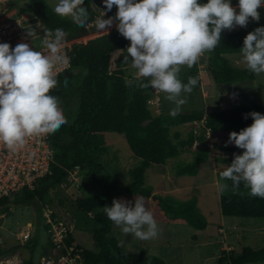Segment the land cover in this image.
<instances>
[{"label":"trees","instance_id":"obj_1","mask_svg":"<svg viewBox=\"0 0 264 264\" xmlns=\"http://www.w3.org/2000/svg\"><path fill=\"white\" fill-rule=\"evenodd\" d=\"M26 1V7L21 11L36 18L40 26L47 29H64L68 32L66 42L86 37L97 30L94 22L98 11L89 0H83L82 5L89 12V22L85 27H78L72 19L58 16L47 0ZM200 2L207 3V0ZM231 3L233 7L238 6V0H231ZM116 12L117 9L113 6L107 16L114 18ZM247 34L246 29L234 32L224 30L220 44L215 50L206 52L217 86L229 88L237 82L255 81L258 78L259 75L249 72L247 68L233 66L224 57L240 54ZM128 46L130 41L115 28L74 44L68 51L70 68L57 76L58 86L50 93L60 98L61 107L68 120L67 124L49 135V142L55 152L50 172L36 182L33 190L25 189L11 197L0 199V212L8 204L34 207L35 224L40 232L43 230L47 233L46 242L41 245L38 254L40 241L36 235L30 236L25 243L30 256L22 264H41L42 258L52 255L55 249L52 233H49L52 225L45 223V213L50 211V193L56 187L67 183L76 171H79L84 180L82 189L104 187L106 192L104 196H85L76 200L80 212L87 216L92 215V224L95 225L93 249H86L81 244L74 245L75 238L68 231L65 237L66 247L60 254L68 255L70 252V257L75 260L73 264H128L123 260L120 241L113 233L114 223L103 210L105 206L111 207L112 201L118 195L113 178L105 173L100 164L101 156L107 153L106 142L101 139L106 133L125 135L132 156L139 161L129 172L132 181L125 187L126 193L135 197L143 196L155 202L153 215L156 221L187 224L196 230H205L208 222L198 210L196 199L174 202L153 195V189L146 186V170L152 165L166 166L169 160L192 150L198 144L199 148L192 151L193 161L178 169L181 175H196L200 165L209 158L207 132L211 139L221 143L219 148H237L228 143L229 134L234 131L239 133L251 126L253 120L249 113L258 112L264 115V104H253L228 110L218 108L210 113H206L204 108H193L172 117L169 114L171 108L164 98L161 99L160 114L154 115L148 103L152 96L151 88L139 87L134 79V72L127 73L123 63ZM189 77L198 79V84L191 93L194 95L202 87L198 63L188 68L179 78L187 83ZM65 78L68 81L67 87L63 83ZM128 81H132V84L129 85ZM144 82L147 83V80ZM201 122H204L201 131L191 130L186 138H182L178 131L172 132L175 126ZM233 159L234 157H223L216 163L218 181L229 185L225 193H220L222 214L227 217L264 219V199L250 196L243 183L234 193L232 182L221 180L220 173L231 165ZM50 218L57 222L53 213ZM5 250L0 247V254ZM255 263H264V248H244L241 253L223 251L218 260V264ZM135 264L164 263L154 256L142 255Z\"/></svg>","mask_w":264,"mask_h":264},{"label":"clouds","instance_id":"obj_2","mask_svg":"<svg viewBox=\"0 0 264 264\" xmlns=\"http://www.w3.org/2000/svg\"><path fill=\"white\" fill-rule=\"evenodd\" d=\"M107 11L113 6L115 17L95 20L98 31L108 32L114 21L121 36L130 41L123 63L135 69L134 79L139 87L151 88L165 94L175 107L170 111L176 117L187 103L198 84L196 77L187 83L179 78L181 66L196 65L206 53L220 44L224 30L247 27L250 21L260 20L264 0H103ZM83 0H58L54 12L60 17H71L78 27L89 22V12ZM40 28V24H37ZM41 38L29 26L26 35L39 40L46 50L37 51L29 43H19L13 49L0 43V144L10 152L23 149L31 137L54 134L68 123L58 96L51 91L58 86L57 66L69 63L63 51L68 32L62 28L43 29ZM249 72L264 74V27L247 34L240 49ZM147 80V83L144 82ZM67 87V78L64 80ZM129 85L132 81H128ZM153 111V109H152ZM253 123L239 133L229 134V144L243 150L235 155L230 166L220 173L221 180H230L235 193L241 183L249 195L264 199V115L251 112ZM247 118V117H245ZM227 146V144L225 145ZM219 193L229 185L217 181ZM107 218L124 234L141 240L156 239L160 234L153 213L145 206V197L131 202L114 199L112 206L103 208Z\"/></svg>","mask_w":264,"mask_h":264},{"label":"rangeland","instance_id":"obj_3","mask_svg":"<svg viewBox=\"0 0 264 264\" xmlns=\"http://www.w3.org/2000/svg\"><path fill=\"white\" fill-rule=\"evenodd\" d=\"M93 8L97 10V0H89ZM50 7H54L58 0H47ZM238 7V6H234ZM260 20L258 22L250 21L247 27L237 26L234 30H225L234 32L240 29H246L248 33L258 27H264V8L258 10ZM25 15L27 22L24 23L25 31L29 26L36 30L37 34L43 38L45 33L43 26L37 28L38 20L34 17ZM72 19L71 17H67ZM116 24L108 30H114ZM104 32L96 30L90 35L78 39L77 43L85 39L103 34ZM31 40V39H30ZM36 49H42L39 40L32 41ZM233 66L239 69L247 68L242 54H229L224 56ZM129 64H124L127 73L134 72L131 67L132 58L129 56ZM187 66H181L179 77L187 72ZM199 77L202 81V87L193 97L187 96V103L182 106V111L193 108H204L206 113L215 109L228 110L238 107L250 106L253 104H264V74H260L255 81L237 82L231 87L217 86L211 74L210 60L205 53L198 62ZM155 92V90H153ZM158 95L150 99V107L154 109L153 114L159 115ZM165 94L161 96L163 99ZM165 99V98H164ZM166 100V99H165ZM171 110L175 107L172 102L167 101ZM204 122L195 124H186L175 126L172 132L181 133L182 138H186L188 133L193 130L201 131ZM206 145L210 149L209 158L202 163L196 175H181L178 169L194 159L192 151L199 148L195 144L192 150H187L184 154L168 161L166 166L152 165L146 170V186L153 189V195L166 198L174 202H186L196 199L197 208L207 219L208 226L205 230H196L187 224L166 223L156 221L160 234L156 239L141 240L131 234H124L120 228L113 226V233L120 241L123 248V260L128 264H135L140 256H154L160 259L164 264H218V260L223 251H234L241 253L244 248L259 250L264 248V219L227 217L222 214L220 206V193L217 188L218 171L216 163L223 157H234L242 155L243 151L238 148H219L220 142L210 138L207 132ZM101 138V136H100ZM107 145V153L101 156L100 164L105 173L113 178L115 189L118 192L117 200L131 202L134 206L135 196L129 195L125 187L131 183L130 170L133 166L139 164L128 146L125 135L116 132H108L101 138ZM215 147H218L215 148ZM84 180L79 171L74 172L67 183L56 187L50 193V211L45 213L49 222L50 214L56 216L57 222L64 223L67 231L75 238L74 245H82L86 249H93L94 229L92 224V215H85L80 212L76 205V200L87 196H104L106 190L104 187L82 189ZM145 206L152 213L155 202L145 198ZM3 218L0 221L2 226L0 247L9 249L16 245H22L21 248L5 255L16 258L19 263L30 256L29 250L25 248L22 241L25 234L37 236L40 243L37 247V254L41 245L46 242V234L43 230H38L35 224V209L31 206H22L11 204L0 212ZM55 223V222H53ZM53 226V224H51ZM58 254L52 252L53 256ZM48 259H41V264H45ZM264 264V263H255Z\"/></svg>","mask_w":264,"mask_h":264},{"label":"built area","instance_id":"obj_4","mask_svg":"<svg viewBox=\"0 0 264 264\" xmlns=\"http://www.w3.org/2000/svg\"><path fill=\"white\" fill-rule=\"evenodd\" d=\"M26 0H0V43H8L14 49L19 43H29L33 48L29 37L26 35L24 23L27 22L25 18L26 12L21 10L26 7ZM98 17H102L106 12L104 19H108V11L104 6L103 0H97ZM97 17V18H98ZM29 18V17H28ZM118 24L117 21H114ZM95 24V23H94ZM78 41V39H77ZM76 40L65 42L63 51L68 55V51L74 44H77ZM36 49V48H35ZM37 51H46L44 48L36 49ZM70 68L69 63L63 66H57V76ZM153 94L158 95V109H160L161 96L163 93L153 91ZM150 98V99H151ZM149 99V104L151 100ZM153 109V108H152ZM154 111V109H153ZM50 136L31 137L27 140L23 149L13 153L10 152L3 144H0V199L8 198L14 194L25 190H33L36 182L45 177L51 169V165L54 162L55 152L49 142ZM11 205V204H10ZM3 215H0V221ZM49 219L48 224H53L49 233H52V240L55 245L54 253L58 254L49 256L48 261L45 264H73L74 259L68 255H61L60 251L65 248V237L67 235V228L64 223L55 222ZM1 232L2 226L0 225V244H1ZM30 234H25L22 238L24 242L30 239ZM8 255V254H6ZM43 259V258H42ZM0 264H20L16 258L0 254Z\"/></svg>","mask_w":264,"mask_h":264},{"label":"water","instance_id":"obj_5","mask_svg":"<svg viewBox=\"0 0 264 264\" xmlns=\"http://www.w3.org/2000/svg\"><path fill=\"white\" fill-rule=\"evenodd\" d=\"M9 206H10V204L6 205L5 207H9ZM21 247H22V245H16V246H13V247H11V248L6 249L5 251H3V252H2V255L9 254V253H11V252H13V251H15V250L21 248Z\"/></svg>","mask_w":264,"mask_h":264}]
</instances>
